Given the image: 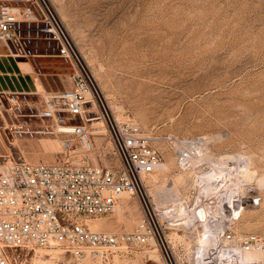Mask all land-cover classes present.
Wrapping results in <instances>:
<instances>
[{
  "label": "rangeland",
  "instance_id": "374dc122",
  "mask_svg": "<svg viewBox=\"0 0 264 264\" xmlns=\"http://www.w3.org/2000/svg\"><path fill=\"white\" fill-rule=\"evenodd\" d=\"M51 1L110 114L138 122L161 151L162 167L145 181L148 199L162 206L193 194L199 179L180 167L174 141L203 137L210 156L220 161L229 157L228 167L233 166L226 184L232 182L240 212L231 232L264 239V0ZM37 61L43 72H63L61 85L70 86L64 75L72 69L70 62L58 56ZM1 116V129L9 139L6 155L35 162L67 158L58 137L11 136ZM93 140L94 149L78 156L120 170L109 132L93 134ZM222 170L227 169L218 172ZM258 194L262 200L256 206L252 198ZM123 199L114 211L92 216L91 225L117 232L135 229L144 212L141 201L137 196ZM201 228H165L174 264H195ZM20 251L27 259L34 256ZM251 251L248 263L228 264H264V244ZM108 255L102 260L93 256L79 261L69 254L61 258L67 264L169 263L157 246L123 245ZM210 264L217 263L212 259Z\"/></svg>",
  "mask_w": 264,
  "mask_h": 264
},
{
  "label": "built area",
  "instance_id": "2783aa9c",
  "mask_svg": "<svg viewBox=\"0 0 264 264\" xmlns=\"http://www.w3.org/2000/svg\"><path fill=\"white\" fill-rule=\"evenodd\" d=\"M0 43L21 59L58 56L72 66L64 73L70 78L69 87L0 94V114L11 136H56L67 154L66 159L55 162L0 155V264H67L65 259L53 257L52 251L63 256L69 254L79 261L93 256L102 260L123 245L160 247L169 259L168 264H174L165 228L193 229L206 220L212 225L214 240L205 248L197 242L193 259L208 257L207 264L212 259L217 264L220 261L228 264L236 261L242 251L263 246L264 239L258 234L236 237L231 232V224L240 212L231 189L227 194L232 182L226 184V180H230L233 166L228 167L229 158L220 161L210 156L203 137L182 140L179 144L174 141L180 167L191 169L199 179L193 194L164 206L148 199L145 181L162 167L161 151L153 144V136L138 122L131 118L120 120L110 114L51 0H0ZM96 120H103L106 125L121 161L118 171L78 156L94 149ZM220 168L227 170L218 172ZM206 173L220 183L218 187H209L199 201L207 214L196 224L183 222L177 209L193 203ZM127 196H137L144 210L135 229L117 232L91 225L92 216L114 211ZM261 200L258 194L252 198V204L260 205ZM212 246L217 252H213ZM223 249L232 252L222 254ZM20 250L33 252L34 256L27 259ZM38 257H47L51 263L37 260Z\"/></svg>",
  "mask_w": 264,
  "mask_h": 264
},
{
  "label": "crops",
  "instance_id": "0c3cea01",
  "mask_svg": "<svg viewBox=\"0 0 264 264\" xmlns=\"http://www.w3.org/2000/svg\"><path fill=\"white\" fill-rule=\"evenodd\" d=\"M37 58L39 57L18 58L9 52L5 44L0 43V94L31 93L37 90L62 88L59 77L63 72H43L39 67L37 68L39 65ZM1 128L0 125V155H6L10 149L9 139Z\"/></svg>",
  "mask_w": 264,
  "mask_h": 264
},
{
  "label": "bare ground",
  "instance_id": "6f19581e",
  "mask_svg": "<svg viewBox=\"0 0 264 264\" xmlns=\"http://www.w3.org/2000/svg\"><path fill=\"white\" fill-rule=\"evenodd\" d=\"M79 54H80V52H79ZM96 123H101V125L95 124L94 134L100 136L103 133L107 132V128H106V125L104 124L103 120H96ZM227 158H229V157H227ZM214 163L217 164L216 161ZM206 175H207L206 177H203L202 185H201V187H199L198 194L194 197L193 203H191L189 206H187V205L186 206H180L177 209L178 216H179L180 219H182L183 222H186V223L194 222V224H196V220H198L199 218H204L206 216V214H207L205 206L202 203H200L199 201L203 199V194L207 190H209V187H213V186L214 187H218V185L220 183L219 182L215 183L210 178L209 173H206ZM221 175L222 176L226 175V172L223 171V173ZM231 185H232V183H231ZM229 189H231V192L234 191L233 187L231 186V187L228 188L227 194L229 192ZM165 200H167V199H165ZM170 200L172 202H176V200H174L173 198H171ZM237 206H239V204ZM96 225H98V224H94V227ZM201 226H202V228L199 229V235H198V239L197 240H198V244L201 245L202 248H205L206 246H209L210 243L214 240V238L212 236V231H211L212 230V225H211V223L208 220H206V221L201 223ZM225 252L231 253L232 251L231 250L227 251L226 249H223L221 251L222 254H224ZM252 252L253 251H251V250L250 251H246V252L242 251L240 254H238V256H236V260L244 262V263H246V262L248 263L249 260L251 259ZM198 253L200 254L201 252L198 251ZM51 254L55 258H60L61 257L59 252L58 253H54V254L51 252ZM209 257H212L211 252H209ZM207 258L208 257H204V259L201 258V257H198V258L194 257V263L200 262L201 264H207L205 262V259H207ZM39 259L42 260V261L51 263V261H48L47 257H38L37 260H39ZM206 261L208 262L209 260H206Z\"/></svg>",
  "mask_w": 264,
  "mask_h": 264
}]
</instances>
